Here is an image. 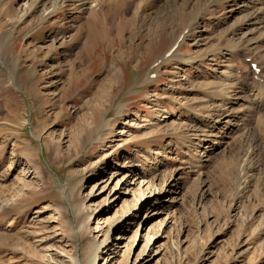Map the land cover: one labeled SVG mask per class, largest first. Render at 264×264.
<instances>
[{"label": "rangeland", "instance_id": "obj_1", "mask_svg": "<svg viewBox=\"0 0 264 264\" xmlns=\"http://www.w3.org/2000/svg\"><path fill=\"white\" fill-rule=\"evenodd\" d=\"M232 1L0 0V264H264V21L245 47Z\"/></svg>", "mask_w": 264, "mask_h": 264}, {"label": "bare ground", "instance_id": "obj_2", "mask_svg": "<svg viewBox=\"0 0 264 264\" xmlns=\"http://www.w3.org/2000/svg\"><path fill=\"white\" fill-rule=\"evenodd\" d=\"M174 1L175 2H177L178 0H169V2L168 3H174ZM212 1H215L216 3H219L220 4V0H212ZM232 1V0H231ZM236 1L237 0H233L232 2V4H234V5H236L237 3H236ZM167 2V1H166ZM201 2V1H200ZM223 2V1H222ZM143 3V2H142ZM209 3H210V0H209ZM208 3V4H209ZM252 3V5H253V7H255V10H256V13H254V11H253V13L254 14H252V13H249L247 16H244L245 17V19L244 20H242L241 22H239L237 25H238V27H240L241 29H239V31L240 30H242V32H240L241 34L239 35V39L240 40H242L243 42H244V44H245V47H247V45H249V44H253L254 42H252L250 39H251V37L252 36H254L256 33H257V31H258V27H259V23L261 22V21H264V0H255V1H253V2H251ZM144 4V3H143ZM207 4V5H208ZM213 4V3H212ZM169 5H171V4H169ZM216 5V4H215ZM234 5H232V6H234ZM204 7V6H203ZM232 9V8H231ZM248 9V8H247ZM198 10V9H197ZM204 10V9H203ZM138 12V11H137ZM203 12V11H202ZM246 15V14H245ZM146 21V20H145ZM189 24V23H188ZM242 24H245V25H247V29L246 30H244L243 31V29H244V27L246 28V26H243ZM191 25V24H190ZM263 26V25H262ZM262 26H261V28H262ZM120 27V26H119ZM232 31H230V33H231ZM260 33H261V31H260ZM262 35V34H261ZM232 36V35H231ZM264 36V35H263ZM234 37V36H233ZM264 38V37H263ZM232 39H234V38H232ZM237 40V39H236ZM173 44V43H172ZM257 45V44H256ZM236 46V45H235ZM232 49V48H231ZM243 49V48H242ZM254 49V48H253ZM264 49V48H263ZM262 49V50H263ZM246 50V49H245ZM249 50V49H248ZM260 50V49H259ZM250 51V50H249ZM173 54H172V56H174L175 57V53H174V51L172 52ZM253 53V52H252ZM261 55V54H260ZM250 56V55H249ZM170 57V56H169ZM177 57V56H176ZM173 59V58H172ZM250 60H251V64L252 63H254L253 61H252V59L251 58H249ZM177 60V59H176ZM256 61V60H255ZM163 62V61H162ZM258 64V63H257ZM260 65V64H259ZM230 73V72H229ZM234 75H235V80H236V84H238V82H242V81H240V80H238V79H236V77H237V73L235 72L234 73ZM234 81V80H233ZM233 81H231V82H228V83H230V85H231V87H235V83L233 82ZM257 85V86H255V87H253V85ZM258 84H259V86H260V84L262 85V81L261 80H259V78L258 79H256V80H253V82H249V85H251L250 87L251 88H249L248 90H250L251 91V89H252V91H255V92H257L258 90H261V88L262 87H264L263 85L261 86V87H259L258 86ZM241 86V85H240ZM244 86H246V82H245V85ZM243 86V88H241V87H237V88H239V91H238V93H243V90H245L246 89V87H244ZM230 87V86H229ZM263 89V88H262ZM262 91V90H261ZM237 92V91H236ZM254 92V93H255ZM260 92V91H259ZM254 93L252 92V95H254ZM257 96V95H256ZM255 96V97H256ZM237 97V96H236ZM264 98V97H263ZM250 102H251V104H249L250 105V107H252V110L255 108L256 109V100H255V98H253V100L251 99V100H249ZM259 103V102H258ZM259 110L261 111L262 110V108L264 109V100L262 99V101H261V103L259 104ZM262 107V108H261ZM254 109V110H255ZM250 110V109H249ZM252 112V111H251ZM254 112V111H253ZM256 112V111H255ZM245 140H247V139H245ZM14 152H12V154H13ZM32 153V152H31ZM246 154V153H245ZM245 154H244V156H245ZM243 155V154H242ZM241 158V157H240ZM245 162V161H244ZM12 164V161H11V163H10V165ZM244 166V165H243ZM247 167V166H246ZM87 229H85V231H83V233H81V238L83 239V240H85L86 239V236H87ZM76 238L77 237H75V239H74V241L76 242ZM94 262V254H89V253H86L85 254V256H84V259H82V263L81 264H94L93 263Z\"/></svg>", "mask_w": 264, "mask_h": 264}]
</instances>
